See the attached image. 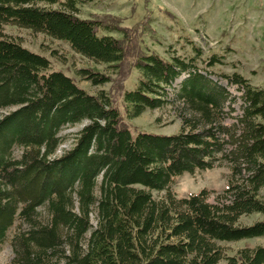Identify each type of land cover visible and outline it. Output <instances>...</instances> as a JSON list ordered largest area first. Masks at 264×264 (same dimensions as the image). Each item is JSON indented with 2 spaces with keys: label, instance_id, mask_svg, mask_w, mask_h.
Wrapping results in <instances>:
<instances>
[{
  "label": "trees",
  "instance_id": "trees-1",
  "mask_svg": "<svg viewBox=\"0 0 264 264\" xmlns=\"http://www.w3.org/2000/svg\"><path fill=\"white\" fill-rule=\"evenodd\" d=\"M7 24L96 63L132 60L139 78L122 94L128 118L177 104L179 132L130 133L108 95L48 71L45 57L4 35ZM102 24L79 18L74 0H0V245L20 225L9 264H264L263 246L228 256L218 245L264 236V88L234 73L226 79L235 97L200 71L194 44L186 59L135 55L129 34L101 35L114 31ZM77 74L93 86L110 81ZM238 101L240 114L230 117ZM77 125L72 146L59 150L60 131ZM221 164L229 171L221 193L167 191L174 178ZM164 190V199L153 198ZM251 215L261 219L240 224Z\"/></svg>",
  "mask_w": 264,
  "mask_h": 264
},
{
  "label": "rangeland",
  "instance_id": "rangeland-1",
  "mask_svg": "<svg viewBox=\"0 0 264 264\" xmlns=\"http://www.w3.org/2000/svg\"><path fill=\"white\" fill-rule=\"evenodd\" d=\"M65 2L66 0H60ZM77 16L84 20H97L114 31L99 30L101 35L122 40L126 34L127 48L135 54L155 53L164 59L172 56L189 58L192 47L200 48L201 58L196 60L200 71L209 74L213 81L224 86L238 97L234 86L227 84L226 77L238 74L253 86L264 88V0H74ZM52 8H60L58 5ZM5 36L18 41L27 50L45 57L49 61L48 71H60L72 78L87 93L108 95L118 110L121 124L130 133L145 132L170 136L179 132L181 123L177 117V104L146 110L139 117L130 119L122 99L125 90L132 89L139 73L132 60L117 63H96L84 58L61 41L43 34L32 33L12 24L3 26ZM214 55L218 62L208 67V57ZM80 69L105 75L106 84L93 86L77 74ZM183 79L175 81L173 87ZM173 98L172 88L167 89ZM239 101L230 117L240 114ZM229 118L226 123L229 124ZM82 125L66 127L59 133L62 139L59 150L72 146L76 133ZM57 153H60L58 151ZM19 158L20 149L12 151ZM228 168L221 164L210 170L184 173L173 179L168 190L177 198H184L205 189L221 193L227 186ZM166 190L152 192L155 200L164 199ZM259 215L242 217L240 224L250 225L260 220ZM16 222L7 232L5 242L0 245V264H9L12 259L10 240L19 227ZM228 256L248 246H263L264 236L238 242L218 243ZM220 264H224L221 262Z\"/></svg>",
  "mask_w": 264,
  "mask_h": 264
}]
</instances>
